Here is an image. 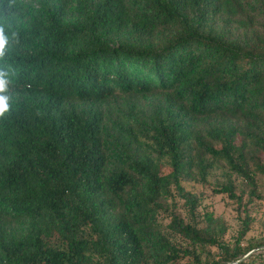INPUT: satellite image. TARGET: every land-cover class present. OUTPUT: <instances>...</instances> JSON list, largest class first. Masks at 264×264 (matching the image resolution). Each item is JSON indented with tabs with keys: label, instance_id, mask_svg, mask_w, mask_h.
<instances>
[{
	"label": "trees",
	"instance_id": "trees-1",
	"mask_svg": "<svg viewBox=\"0 0 264 264\" xmlns=\"http://www.w3.org/2000/svg\"><path fill=\"white\" fill-rule=\"evenodd\" d=\"M0 28V264H264L244 258L264 247L242 245L250 220L225 243L211 215L199 228L158 218L172 190L191 197L184 179L217 169L212 192L237 210L260 196L264 0H0ZM159 93L172 108L135 133L123 124L108 156L105 114L84 105L125 98L130 118Z\"/></svg>",
	"mask_w": 264,
	"mask_h": 264
},
{
	"label": "rangeland",
	"instance_id": "rangeland-1",
	"mask_svg": "<svg viewBox=\"0 0 264 264\" xmlns=\"http://www.w3.org/2000/svg\"><path fill=\"white\" fill-rule=\"evenodd\" d=\"M21 3H27L36 5L38 0H18ZM77 19L71 18L66 20V23H72ZM170 98L169 93H159L138 99L133 102L136 107V111L129 118L127 113L130 112L129 108L132 104L125 98L112 97L107 105L95 106L92 104H85V107L92 106L98 111L105 114L106 121L103 126V145L105 153L113 157L116 149L119 147L118 133L122 134L123 124L128 123L133 133L140 131L142 122L150 117H154L158 108L170 109L172 108V102L167 101ZM209 120H202L203 124H208ZM223 180V175L220 169L210 173L207 178V184H198L192 180L184 179V192H187L188 197L183 193H176L172 190V198L162 205L165 209L164 213L158 215L159 219H164L166 215H175L181 218L183 224H194L196 228L205 227L206 222L204 215H211L214 222L224 224L226 232L221 237L222 241L231 243L239 231L242 230L243 220H250L249 230L244 234L241 239L242 245H246L249 242L256 240L264 241V178L260 179L258 183V191L260 193L259 198L253 199L252 202L245 204L243 210L239 211L235 205L229 200L226 195L214 194L212 189L214 185ZM236 181L235 183H237ZM190 199H194V204L191 205ZM193 203V202H192ZM193 207L194 220L190 219L188 211L190 207ZM169 222V218L163 220V225ZM10 228L13 232L19 230L24 231V226L20 223H10ZM174 241L180 243L182 246H190V241L178 236H174ZM198 245H195L197 247ZM198 250V247L195 249ZM201 259L210 260L215 258L216 250L213 248H204L202 251H198ZM264 253V247L251 250L247 256L254 258L261 256Z\"/></svg>",
	"mask_w": 264,
	"mask_h": 264
},
{
	"label": "clouds",
	"instance_id": "clouds-1",
	"mask_svg": "<svg viewBox=\"0 0 264 264\" xmlns=\"http://www.w3.org/2000/svg\"><path fill=\"white\" fill-rule=\"evenodd\" d=\"M7 38L4 35V30L0 28V58L4 56V50L7 45ZM9 81L5 77V73L0 72V118L4 117L9 111L8 97L4 95L7 90Z\"/></svg>",
	"mask_w": 264,
	"mask_h": 264
},
{
	"label": "water",
	"instance_id": "water-1",
	"mask_svg": "<svg viewBox=\"0 0 264 264\" xmlns=\"http://www.w3.org/2000/svg\"><path fill=\"white\" fill-rule=\"evenodd\" d=\"M245 257H247V255H246V256H244V258H245Z\"/></svg>",
	"mask_w": 264,
	"mask_h": 264
}]
</instances>
